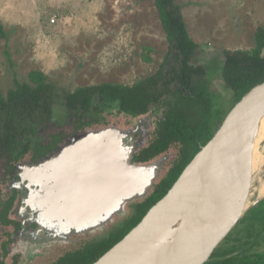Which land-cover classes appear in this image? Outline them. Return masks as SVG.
<instances>
[{"label": "rangeland", "instance_id": "1", "mask_svg": "<svg viewBox=\"0 0 264 264\" xmlns=\"http://www.w3.org/2000/svg\"><path fill=\"white\" fill-rule=\"evenodd\" d=\"M175 3L181 8L191 38L199 45L193 64L207 71L206 79L217 95L216 109L230 113L237 104L234 93L222 80L224 52L256 46L257 29L264 28V0H175ZM0 24L7 34L0 40V94L6 96L17 81L28 83L33 71L43 72L57 87L51 121L38 125L33 144H47L53 135L62 133L68 136L62 147L76 137L75 118L66 107L68 93L103 83L133 85L156 75L171 53L154 0H0ZM169 61L174 63L172 58ZM163 113L164 108L155 106L146 116L133 118L119 113L117 107L106 108L100 125L86 131L107 127L130 131L142 124L137 138L139 151L152 142ZM261 147L264 152V141ZM179 150L177 145L168 153L170 160L157 183L174 165ZM32 156L33 152L16 165L14 176L7 175V158L0 159V211L21 167L34 164ZM263 201L264 197L255 201L228 235L236 247L238 240L253 235L254 245L247 253L251 260L257 253H264V203L259 207ZM138 202L128 205L126 216L116 217L103 232L75 236L74 244L58 247L33 264H53L67 252L108 237L132 218L133 205ZM1 233L0 253H3ZM239 252L242 250L236 254Z\"/></svg>", "mask_w": 264, "mask_h": 264}, {"label": "trees", "instance_id": "2", "mask_svg": "<svg viewBox=\"0 0 264 264\" xmlns=\"http://www.w3.org/2000/svg\"><path fill=\"white\" fill-rule=\"evenodd\" d=\"M154 1L171 48L157 74L133 85L103 83L78 88L67 94L66 107L69 114L76 118L74 135L100 125L101 117L94 119L90 115H100L106 108L117 107L119 113L139 118L149 114L155 106L162 107L163 118L157 124L152 142L134 154L133 162H152L168 155L177 145L180 146L178 158L149 196L133 205L134 214L122 227L104 239L65 253L53 264H95L101 259L168 194L187 166L214 138L229 114L216 109L217 95L206 79L207 71L203 66L193 64L199 45L189 34L180 6L175 0ZM6 37L0 24V40ZM224 55L222 80L234 93L237 104L264 82V28L257 29L253 49L227 50ZM171 58L174 63H170ZM56 91V85L43 72L33 71L28 83L17 81L15 88L6 96L0 94V159L7 158L8 175L31 152L34 162L44 160L68 137L56 135L47 146H34L32 142L38 125L51 121ZM88 117L90 121H87ZM13 208V199L3 204L0 214L2 224L11 223L8 215ZM17 229H21L19 225ZM252 238L253 235H247L246 239L238 240L236 247L228 237L207 264H264V253H257L252 260L247 258L254 245ZM240 249L242 252L236 254ZM4 253L8 254L7 246ZM0 264H5L1 258Z\"/></svg>", "mask_w": 264, "mask_h": 264}, {"label": "water", "instance_id": "3", "mask_svg": "<svg viewBox=\"0 0 264 264\" xmlns=\"http://www.w3.org/2000/svg\"><path fill=\"white\" fill-rule=\"evenodd\" d=\"M263 103L264 82L254 87L230 111L214 138L187 166L168 194L95 264L110 263L135 241L152 211L169 196L187 169L206 149L216 148L221 143L229 149L206 156L200 183L201 197L208 194L218 208L216 224L209 229L201 221L206 240L194 253L173 263L207 264L238 221L250 210L239 218H229L227 201L213 175V167L226 168L240 161L242 145L241 138L234 131L235 119L247 124ZM141 128L142 124L130 131L117 127L85 131L38 165L22 166V181L15 183L14 187L29 190V196L24 200L23 215L26 214V206H30L34 212L26 222L37 223L51 236L45 237L42 231L29 232L22 236V241L45 245L54 239L61 243L71 241L73 236L103 232L116 217L127 214L128 205L147 198L162 177L168 158L144 164L133 162ZM207 205L206 201H201L197 207Z\"/></svg>", "mask_w": 264, "mask_h": 264}, {"label": "bare ground", "instance_id": "4", "mask_svg": "<svg viewBox=\"0 0 264 264\" xmlns=\"http://www.w3.org/2000/svg\"><path fill=\"white\" fill-rule=\"evenodd\" d=\"M234 131L241 138L240 161L226 168L213 167V175L226 198L231 219L241 217L255 201L264 197V152L261 147L264 141V103L247 124L235 119ZM228 149L221 143L216 148L206 149L169 196L152 211L137 239L108 264H173L194 253L206 240L201 221L212 229L218 216V208L208 194L200 195L204 160L211 152L221 153ZM201 201L208 205L197 207Z\"/></svg>", "mask_w": 264, "mask_h": 264}, {"label": "flooded vegetation", "instance_id": "5", "mask_svg": "<svg viewBox=\"0 0 264 264\" xmlns=\"http://www.w3.org/2000/svg\"><path fill=\"white\" fill-rule=\"evenodd\" d=\"M104 112H105V110H104ZM99 116L101 117V114L100 115H97V114H94V115L91 114L90 115V117L94 118V119L98 118ZM90 117H88L87 121H90ZM75 120H76V118H75ZM35 135H36V133L34 134L33 137H35ZM56 135H63V134L60 133V134H56ZM56 135H53L52 140H53L54 136H56ZM66 140H67V138L64 139L62 142H60L57 149L54 152H52L49 156H51L55 152H57V150L60 148L62 143H64ZM32 142H33V140H32ZM51 142L52 141H50L47 144L46 143H44V144L35 143L33 145L35 146L37 144H41L42 146H47ZM165 157L168 158V161L170 160V157L168 155H166ZM32 159H33V156H32ZM44 160L37 161V162H34L32 160V162L34 163L33 165H38L39 163H41ZM19 165H20V163H18V166ZM22 173H23V170L20 169L17 177L16 178L13 177L15 179L14 180L15 182L12 184V186L10 188V192L8 193V195L4 201V203H5L7 201H11L12 199L14 200V208L10 212V214L8 215V219L11 221V223L2 224V222H0V229L2 230V231L0 230V232H3L1 234H3V238H4L3 242L1 243V248H2L3 253H0V258H1V260H4L5 264H7V260L11 261L10 264H15L16 260H18V264H28L30 261H31L30 263L33 264V262L35 260H37L39 258L40 259L44 258L45 256L50 255L51 252L56 251L55 250L56 248L74 244L76 241V239L74 238L75 236L72 237V240L69 244L60 243L58 239H54L51 244L45 243V245H43L42 242L41 243L40 242H34L33 243V242H28V241L26 242V240H25V243H24L22 241V236L24 234L29 233V232H36L37 233L39 231H42V233L45 237L51 238V236L47 232L42 230L37 223H27L26 222V220H28L30 218L31 214L34 212L30 206H26V214L25 215H23V212H22L23 207H25L24 200L29 196V190L27 188L14 187L15 183L22 181V178H21ZM9 175L14 176V171L12 174H9ZM25 184H28V181H26ZM0 192H1V197H0V201H1V199H2L1 189H0ZM3 204H2V206H3ZM1 210H2V207H1ZM0 214H1V211H0ZM18 225L21 228L20 230L17 229ZM6 246H7L8 254L4 253V248Z\"/></svg>", "mask_w": 264, "mask_h": 264}, {"label": "built area", "instance_id": "6", "mask_svg": "<svg viewBox=\"0 0 264 264\" xmlns=\"http://www.w3.org/2000/svg\"><path fill=\"white\" fill-rule=\"evenodd\" d=\"M53 23H54V21H53Z\"/></svg>", "mask_w": 264, "mask_h": 264}]
</instances>
